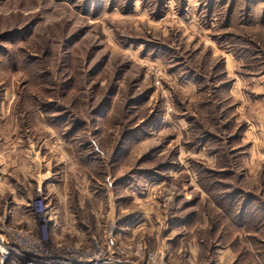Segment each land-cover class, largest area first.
<instances>
[{"label": "rangeland", "instance_id": "obj_1", "mask_svg": "<svg viewBox=\"0 0 264 264\" xmlns=\"http://www.w3.org/2000/svg\"><path fill=\"white\" fill-rule=\"evenodd\" d=\"M1 178L44 252L264 264V0H0Z\"/></svg>", "mask_w": 264, "mask_h": 264}, {"label": "built area", "instance_id": "obj_2", "mask_svg": "<svg viewBox=\"0 0 264 264\" xmlns=\"http://www.w3.org/2000/svg\"><path fill=\"white\" fill-rule=\"evenodd\" d=\"M29 206L31 214L37 219L36 235H32L31 232L14 231L10 236V231L3 226L0 229V264L8 262L14 264H114L116 262L111 258L102 260L105 253L99 245H95L93 249L84 250L82 253L78 250H70L62 254L44 252L42 245L51 239L52 227L55 226L56 218L52 207L43 197H39ZM96 252H99V259L92 257ZM151 264L167 263L164 260L158 262L156 259H151Z\"/></svg>", "mask_w": 264, "mask_h": 264}, {"label": "crops", "instance_id": "obj_3", "mask_svg": "<svg viewBox=\"0 0 264 264\" xmlns=\"http://www.w3.org/2000/svg\"><path fill=\"white\" fill-rule=\"evenodd\" d=\"M7 190H8V185L6 183H4L3 179L1 178V180H0V197L7 195ZM54 227H56V226H54ZM224 252H225V254H224L225 257H227L229 255L231 256V252L228 249L225 250Z\"/></svg>", "mask_w": 264, "mask_h": 264}, {"label": "bare ground", "instance_id": "obj_4", "mask_svg": "<svg viewBox=\"0 0 264 264\" xmlns=\"http://www.w3.org/2000/svg\"><path fill=\"white\" fill-rule=\"evenodd\" d=\"M93 258L95 259H99V252H96L92 255Z\"/></svg>", "mask_w": 264, "mask_h": 264}]
</instances>
